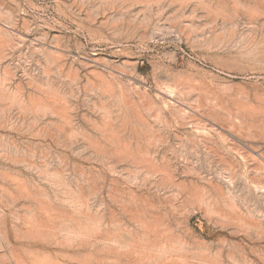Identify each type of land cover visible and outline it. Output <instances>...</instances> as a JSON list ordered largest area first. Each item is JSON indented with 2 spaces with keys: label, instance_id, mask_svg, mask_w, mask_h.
<instances>
[{
  "label": "rangeland",
  "instance_id": "374dc122",
  "mask_svg": "<svg viewBox=\"0 0 264 264\" xmlns=\"http://www.w3.org/2000/svg\"><path fill=\"white\" fill-rule=\"evenodd\" d=\"M0 264H264V0H0Z\"/></svg>",
  "mask_w": 264,
  "mask_h": 264
}]
</instances>
